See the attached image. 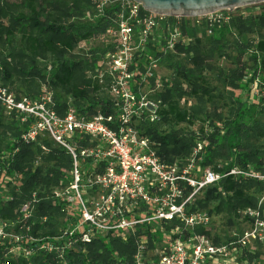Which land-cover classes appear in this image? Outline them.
<instances>
[{
	"label": "trees",
	"instance_id": "1",
	"mask_svg": "<svg viewBox=\"0 0 264 264\" xmlns=\"http://www.w3.org/2000/svg\"><path fill=\"white\" fill-rule=\"evenodd\" d=\"M97 1L0 0V84L17 97L26 96L31 99L44 91H50L48 87L60 90L61 95L52 94L53 106L60 115L66 114L69 104L77 114L89 116L98 111L106 115L114 113L110 99H97L93 96L99 86L97 79H88L87 72L98 67L97 57L76 52L85 40L99 38L113 24L111 15L117 6L107 5L101 13L94 15ZM181 28L184 35H197L194 24L189 27L185 22ZM206 30L210 31L208 38L212 39L213 46L209 53L200 38H196L195 43L176 46L177 50L192 56L189 66L180 61L171 63L176 77L191 84V92L195 94L198 90L196 81L202 76V63L215 52L222 54L227 35L234 32L238 36V44L250 52L254 68L246 83H241L247 74L244 66L231 69L226 78L230 85L238 89L250 88L258 72L264 73V37L254 42L245 41L242 37L256 30H264V10L254 15L236 14L227 23H213ZM16 80L22 83L23 89H15ZM37 81H42L48 87L38 88ZM176 87L175 84L157 93L156 99L166 106L162 110L163 119L170 116L176 123L192 122L193 114L180 107L174 96ZM186 90L180 87L177 96ZM235 101L237 106L229 116L216 109L208 114L215 123L211 131L201 137L203 147L196 153V157L201 167L211 165L218 157L226 159L215 167V172L227 174L209 188L214 192L210 198L217 200V212L239 214L249 208L258 211L262 209L263 205L258 204V198L248 191L257 187L264 188V181L228 172L234 167L245 171L249 166L264 172L263 160L258 154L259 145L252 140L264 137V124L250 115L246 101L240 98ZM0 110L12 116L20 127L14 132L13 141L7 145V153L0 150L3 175L19 177V185L12 190L11 197L5 201L0 200V221L7 222V226H13L12 229L20 233L17 235L18 241L13 237L2 239L0 264H135L136 240L141 228H136L134 234H127L126 237L122 233H108L90 241L69 237L66 232L69 223H66L65 229L57 231L53 223L55 213L66 214V222H69V214L66 205L54 195L56 189H51L66 185L68 175L65 170L70 168L71 157L46 132L39 133L35 142L23 141L22 134L32 119L22 121L18 112L6 109L2 103ZM144 134L150 137L151 146L160 159L170 165L175 162L181 165L182 161L178 159L186 157V153L195 146L193 134L180 135L177 130L163 133L152 126L146 127ZM43 135L50 139V144L45 143ZM39 158L53 160L55 163L44 170L41 165H37ZM27 202L33 205L29 215L22 212ZM178 222L174 219L165 227L173 229ZM30 231L36 239L30 240ZM203 232L201 228L198 233ZM14 247L19 249L17 256L11 254ZM23 248L31 252L25 255ZM150 258L156 259V254Z\"/></svg>",
	"mask_w": 264,
	"mask_h": 264
},
{
	"label": "built area",
	"instance_id": "2",
	"mask_svg": "<svg viewBox=\"0 0 264 264\" xmlns=\"http://www.w3.org/2000/svg\"><path fill=\"white\" fill-rule=\"evenodd\" d=\"M113 2L98 0L95 8L101 13ZM251 4H258L259 12L264 10V0ZM115 5L108 33L117 38L119 48L108 53L106 59L111 76L124 80L121 88L112 87V90L131 98L133 103L134 96L130 95L127 83L134 72L128 51L135 38L144 46L162 21L169 29V46H173L174 40L184 35L181 26L185 22L194 25L206 22L211 26L227 23L236 14H247L246 11L235 13L243 5L195 16L150 12L135 0H118ZM0 103L18 112L22 121L32 119L22 134L23 141L35 142L39 133L46 132L69 153L71 165L65 170L68 181L62 192L55 190L54 193L66 205L69 237L82 241L108 233H122L126 237L141 228L136 240L135 264H207V257L219 250L204 235L194 231L204 217L198 211L186 213L185 206L201 188L217 182L227 173L206 169L197 174L194 172V161L199 159L196 156L188 159L182 169L177 162L171 165L163 162L152 148L150 137L133 125L132 114L144 104L139 103L137 109H132L131 103L112 102L114 113L106 115L98 111L89 116L77 114L69 104L66 114L60 115L53 106L50 91L31 99L17 97L1 84ZM155 118L152 116L151 120ZM202 147L197 141L193 149L198 153ZM254 169L249 166L241 171L234 167L228 173H241L264 181V173ZM28 205L27 202L22 208ZM252 210L256 209L249 208L245 212L252 213ZM174 219L178 224L166 229L165 225ZM7 225L0 221V243L6 238L2 228ZM163 229L161 238L159 232ZM13 238L19 239L18 236ZM240 241L246 244L245 239ZM149 251L156 252V259L143 256ZM22 252L28 255L31 250L23 248Z\"/></svg>",
	"mask_w": 264,
	"mask_h": 264
},
{
	"label": "rangeland",
	"instance_id": "3",
	"mask_svg": "<svg viewBox=\"0 0 264 264\" xmlns=\"http://www.w3.org/2000/svg\"><path fill=\"white\" fill-rule=\"evenodd\" d=\"M111 1H115L113 4L118 3V0ZM241 11L247 12L245 16L254 15V13L260 11V8L258 4H245L237 8L235 13ZM99 13L100 11L95 8L93 14ZM187 25L190 27L192 24L189 23ZM206 26V22L196 25V36L183 35L182 38L174 40L175 45L169 46L171 39L169 29L165 27L164 22L159 21L158 27L153 30L150 39L144 46L139 43L137 38L130 43L128 53L131 56V65L134 72L129 83H127V89L130 95L134 96V103L131 98L122 97L121 93L112 90V87L121 88L122 83H124L123 79L111 76L106 59L108 53L113 49L119 48L117 38L106 32L99 38L88 39V42L86 44L82 43L80 48L76 49V52L79 55L86 54V56L97 57L98 67L87 72L88 79H97L99 86L98 90L93 93V96L97 99L108 98L113 103H131L132 106L130 108L132 109H137L139 103H142L144 106L138 109L136 114H132L133 125L139 129L140 133L144 134L146 127L152 126L163 133L177 130L180 135L188 136L193 134L195 144L197 141H200L203 145L201 137H205L215 123L213 118L209 117L208 114L213 109H216L223 113V115L229 116L232 109L237 106L235 101L237 98L246 101L250 115L259 119L264 124V73L259 71L255 83L250 88L245 87L244 89H238L230 85L226 78V75L230 74L231 69H235L236 67L240 69L244 66V71L247 74L241 83H246L247 79L252 75L254 68L250 52L238 44L236 33L233 32L227 35L222 54L215 52L210 59L202 63V76L196 81L198 90L195 94L191 92V84L176 77L171 63L180 61L184 65L189 66L192 57L185 52L177 50L176 46L178 44L195 43L196 38H200L206 46L207 53L213 47L211 44L212 39L208 38L210 31L206 30L205 32ZM260 37H264V30L247 33L243 35L242 39L254 42ZM175 84L177 85V89L173 92L174 96L178 99L180 107L187 109L189 113L193 114L192 122L176 123L170 116H167L165 120L163 119L164 114L162 110L166 109V106L156 99L157 93ZM36 85L38 88L43 87V89L48 87L42 81H37ZM14 87L18 90L23 89V85L19 80L14 82ZM180 87L187 90L180 96H177L179 95L178 89ZM48 90L56 96L62 94L58 89L48 87ZM137 97L139 98L138 101ZM82 105L85 106L86 103ZM155 113L157 114V118H155ZM0 114L2 119V125H0V150L2 153H7V145L13 141L14 132L20 127L17 121L8 115L6 111L0 110ZM151 115L155 119L151 120ZM42 139H45V143L47 144L51 142L45 135H43ZM252 140L259 145L258 154L264 164V137ZM186 155V157L178 159V161H182L181 165L178 164L181 169L187 165L188 159L196 156L195 150L188 151ZM225 161V158L218 157L214 159L211 165L201 167L199 159H195L194 172L200 174V172H204L206 169L215 171V167H218ZM54 163L55 161H48L45 158H39L37 161V165H41L44 170L54 165ZM257 171L264 173L261 170ZM18 178L17 175H3V171L0 168V200L5 201L11 197L12 190L19 185ZM215 185L216 183L201 188L185 206L186 213L198 211L204 217L202 224H200V229L202 228L204 232L203 234H199L204 235L208 242L219 249L212 256L207 257V264H264V202L260 203L259 201L260 199L264 200V188L257 187L248 191L249 193H254L258 198V204L263 205L260 211L252 210V213L240 211L239 214H235L226 211L217 212L215 210L218 202L210 198L214 192H211L212 189L209 190L211 186ZM53 189L62 192L65 189V184L57 187L54 186L51 190ZM51 190L49 191L51 192ZM31 203L28 202V207L22 208V212L25 215H29L32 212L33 205ZM65 215L55 213L53 223L57 231L62 228L65 229V225L69 223L66 222ZM12 227L5 226L2 228L6 239L20 235ZM197 227L199 226L194 227L196 233L200 230L198 229L197 231ZM164 232V229L162 233L159 232L161 238ZM28 236L30 240L36 239L31 231ZM243 239H245L246 244L240 241ZM11 254L17 256L19 254L18 248L14 247V251ZM154 254H156L155 251H149L143 256L150 258Z\"/></svg>",
	"mask_w": 264,
	"mask_h": 264
},
{
	"label": "water",
	"instance_id": "4",
	"mask_svg": "<svg viewBox=\"0 0 264 264\" xmlns=\"http://www.w3.org/2000/svg\"><path fill=\"white\" fill-rule=\"evenodd\" d=\"M144 9L162 14L195 16L219 8H231L262 0H135Z\"/></svg>",
	"mask_w": 264,
	"mask_h": 264
}]
</instances>
